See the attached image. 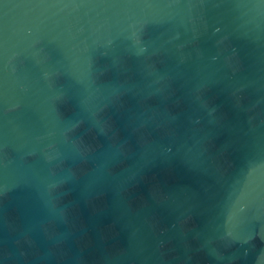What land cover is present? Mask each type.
<instances>
[{
    "label": "water",
    "instance_id": "obj_1",
    "mask_svg": "<svg viewBox=\"0 0 264 264\" xmlns=\"http://www.w3.org/2000/svg\"><path fill=\"white\" fill-rule=\"evenodd\" d=\"M0 264H264V0H0Z\"/></svg>",
    "mask_w": 264,
    "mask_h": 264
}]
</instances>
